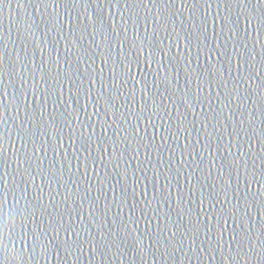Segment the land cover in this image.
<instances>
[{"label":"water","instance_id":"1","mask_svg":"<svg viewBox=\"0 0 264 264\" xmlns=\"http://www.w3.org/2000/svg\"><path fill=\"white\" fill-rule=\"evenodd\" d=\"M0 261L264 264V4L5 2Z\"/></svg>","mask_w":264,"mask_h":264},{"label":"snow or ice","instance_id":"2","mask_svg":"<svg viewBox=\"0 0 264 264\" xmlns=\"http://www.w3.org/2000/svg\"><path fill=\"white\" fill-rule=\"evenodd\" d=\"M5 2H8V0H0V9H2ZM259 3L264 4V0H259ZM0 264H3V261H0Z\"/></svg>","mask_w":264,"mask_h":264}]
</instances>
